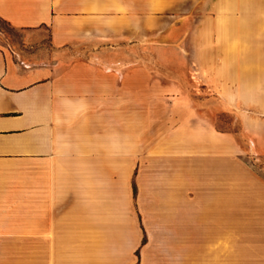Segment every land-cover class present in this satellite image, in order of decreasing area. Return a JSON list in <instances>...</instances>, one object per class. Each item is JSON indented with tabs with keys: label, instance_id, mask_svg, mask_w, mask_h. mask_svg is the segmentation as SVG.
<instances>
[{
	"label": "crops",
	"instance_id": "0c3cea01",
	"mask_svg": "<svg viewBox=\"0 0 264 264\" xmlns=\"http://www.w3.org/2000/svg\"><path fill=\"white\" fill-rule=\"evenodd\" d=\"M0 20L38 49L0 47V264H264L247 162L264 158V0H0ZM149 40L196 53L168 64L204 92L111 58Z\"/></svg>",
	"mask_w": 264,
	"mask_h": 264
},
{
	"label": "rangeland",
	"instance_id": "374dc122",
	"mask_svg": "<svg viewBox=\"0 0 264 264\" xmlns=\"http://www.w3.org/2000/svg\"><path fill=\"white\" fill-rule=\"evenodd\" d=\"M46 42L43 43L38 48L45 47ZM0 47H5L12 52H37V48L32 50H26L23 44V35L21 32L12 29L6 23L0 20ZM182 40L176 42L164 41V40H149L145 41L142 44V48L136 50H127L122 53H111V58H120L126 60H137L142 62V69L144 72H150L153 75L159 77L158 83L163 86H167L168 79H172L175 82V86H172L170 90L176 92H183L184 90H190L192 92H204V88L200 86V82L189 85V81L184 78L183 71L186 70L183 67H178V64L175 67H172V64L169 63H182L184 60L195 59V54L193 52H186L182 50ZM84 54V53H83ZM84 54L83 56H86ZM157 67H150V66ZM169 66V67H168ZM174 73V74H173ZM185 79V80H184ZM193 81V80H192ZM191 81V82H192ZM195 81V80H194ZM199 81V80H196ZM146 78H144V87L146 86ZM189 88V89H188ZM146 90V89H144ZM154 90V89H153ZM162 92L161 88L158 90ZM159 101V100H158ZM203 101V100H202ZM196 104H199L200 101H193ZM204 102V101H203ZM165 101L160 100L159 106L162 107V104ZM182 104V101L178 104ZM220 127L223 130L229 131L232 129L233 117L229 112H223L218 117ZM252 170L261 178H264V158L261 159H250L247 161Z\"/></svg>",
	"mask_w": 264,
	"mask_h": 264
}]
</instances>
